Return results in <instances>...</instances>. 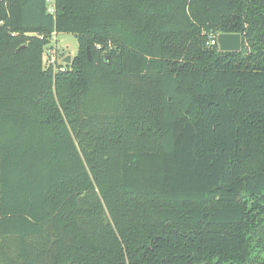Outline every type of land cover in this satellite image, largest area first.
<instances>
[{
  "label": "trees",
  "instance_id": "obj_1",
  "mask_svg": "<svg viewBox=\"0 0 264 264\" xmlns=\"http://www.w3.org/2000/svg\"><path fill=\"white\" fill-rule=\"evenodd\" d=\"M48 5L0 0V264H264V0Z\"/></svg>",
  "mask_w": 264,
  "mask_h": 264
},
{
  "label": "rangeland",
  "instance_id": "obj_2",
  "mask_svg": "<svg viewBox=\"0 0 264 264\" xmlns=\"http://www.w3.org/2000/svg\"><path fill=\"white\" fill-rule=\"evenodd\" d=\"M77 48L78 42L74 34H53L46 47L47 50L44 52V66H51L55 71L63 70L67 64L63 62V58L67 55H70L73 58L74 54L77 52ZM53 56L55 57L53 58Z\"/></svg>",
  "mask_w": 264,
  "mask_h": 264
},
{
  "label": "water",
  "instance_id": "obj_3",
  "mask_svg": "<svg viewBox=\"0 0 264 264\" xmlns=\"http://www.w3.org/2000/svg\"><path fill=\"white\" fill-rule=\"evenodd\" d=\"M217 45L221 51H238L241 48V36L239 33H219ZM71 59L72 57L67 55L63 58V62L69 64Z\"/></svg>",
  "mask_w": 264,
  "mask_h": 264
},
{
  "label": "built area",
  "instance_id": "obj_4",
  "mask_svg": "<svg viewBox=\"0 0 264 264\" xmlns=\"http://www.w3.org/2000/svg\"><path fill=\"white\" fill-rule=\"evenodd\" d=\"M52 1L53 0H47V2L49 3V5H48V12H50V13H52L53 12V5H52ZM0 24H1V21H0ZM211 37V41H210V43L211 44H215V43H217V36H213V35H211L210 36ZM48 49V48H47ZM47 49H45V50H47ZM55 56H53V58H54Z\"/></svg>",
  "mask_w": 264,
  "mask_h": 264
}]
</instances>
